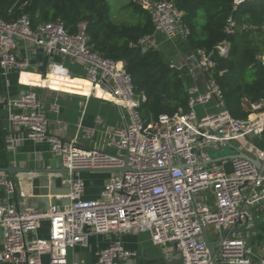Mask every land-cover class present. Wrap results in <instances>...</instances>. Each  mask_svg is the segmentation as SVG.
Listing matches in <instances>:
<instances>
[{
  "label": "built area",
  "instance_id": "1",
  "mask_svg": "<svg viewBox=\"0 0 264 264\" xmlns=\"http://www.w3.org/2000/svg\"><path fill=\"white\" fill-rule=\"evenodd\" d=\"M135 1L148 11L152 30L130 42V49L158 51L160 36L170 42L187 41L189 28L172 2ZM256 1L264 0H231V14L222 27L226 37L238 30L233 13L241 5ZM27 4L24 1L19 10ZM19 39L25 42L22 46ZM229 45L224 40L212 51L195 50L185 65L192 78L185 85V106L147 120L140 114L146 95L136 91L122 62L93 50L85 23L69 33L61 21L33 26L28 15L21 14L13 21H5L0 15L3 76L14 69L30 72V54L42 50L49 63L34 74L44 81L49 76L74 79L63 65L72 60L83 66L84 79L92 88L110 97L108 102L120 111L121 118L120 125L102 140L95 141V129H83L82 141L92 142L91 147H85L77 138L64 141L60 120H56L54 132L50 129L47 112L59 115L58 100L55 97L44 109V97L40 98L37 91L61 92L48 86H27L29 90L17 98L4 100L10 125L8 149L14 151L28 141L46 142L50 153L67 170L54 174L57 187L68 185L69 194H48L56 203L47 209L16 208L9 203L15 185L6 175L0 176V188L5 192L0 201V264H43V256L48 257V264H88L84 259L73 260L72 255L76 248H88L90 236L114 237L106 248L95 252L97 264H133L135 252L121 242V237L128 234L148 236L152 246L163 250L170 260L174 248L181 264H211L201 238L203 230L209 239L210 228L217 238L209 241L215 242L223 231L250 228L251 210L264 206V174L248 160L212 158L204 151L218 152L237 140L253 141L264 135V100L251 104L245 120L235 119L226 109L224 94L215 79V57L227 55ZM21 47L24 56L20 58ZM260 63L264 67V54ZM208 105L217 112L209 113ZM196 108H202L203 113ZM257 159L264 165V154ZM124 168L126 172L111 175L98 199L84 200L85 183L80 173L73 171ZM17 193L24 195L21 190ZM66 199L67 204L59 205ZM42 222L47 223L46 240L37 238ZM213 252L217 264H264V254L259 256L241 234L220 239Z\"/></svg>",
  "mask_w": 264,
  "mask_h": 264
},
{
  "label": "trees",
  "instance_id": "2",
  "mask_svg": "<svg viewBox=\"0 0 264 264\" xmlns=\"http://www.w3.org/2000/svg\"><path fill=\"white\" fill-rule=\"evenodd\" d=\"M24 1L28 4L19 10ZM166 1L172 2L182 13V20L190 31L187 43L192 50L212 51L220 42H229L228 54L215 57V79L224 94L229 114L235 119H247L249 112L243 110L241 101L256 104L264 100V67L255 61L252 50L246 52L245 59L237 62L235 35L226 37L222 33L224 22L231 14V0ZM21 14L28 15L33 26L61 21L69 33H74L78 24L85 23L93 50L104 58L122 62L136 91L146 95L147 101L140 109L144 119L172 114L178 107L185 106L183 73L166 64L163 55L157 51L141 53L128 47L130 42L152 30L148 11L137 1L123 0L115 10L108 0H0V15L5 21L16 20ZM241 16L260 19L255 25L264 32L261 19L264 1L241 5L233 17L237 22ZM219 72L224 73L219 76Z\"/></svg>",
  "mask_w": 264,
  "mask_h": 264
},
{
  "label": "crops",
  "instance_id": "3",
  "mask_svg": "<svg viewBox=\"0 0 264 264\" xmlns=\"http://www.w3.org/2000/svg\"><path fill=\"white\" fill-rule=\"evenodd\" d=\"M162 40L161 48L159 49L165 56L170 55L168 59L171 63H176L177 65H181L184 63V60L188 55H191L195 50L188 45L187 41L183 40H175V41H167L165 38L160 36ZM24 40L19 39L18 44L22 46L24 44ZM20 48L19 56L20 58L24 56V52ZM32 58V69L30 72H27L28 75H22L21 72L17 69H14L8 73L7 76H3L0 72V176L6 175L9 179V176L2 172L9 164H11L15 168H24V169H32V168H40V169H58L60 167V160L58 165H55V158L51 157L49 145L46 142L35 144L32 142H23L22 145H18L14 151L8 149L6 140L8 135L10 134V125L8 123V111L5 106L4 100L17 98L20 94L29 90L27 86L30 87H38L42 88L43 79L34 74L39 71H43L46 64L49 63L47 56L44 54L42 50H36V52H32L30 54ZM57 61H59L57 59ZM71 64V68L68 67L69 72L73 70L74 73L82 74L81 76L72 75L74 80H85L84 79V68L83 66L77 65L72 60H68ZM182 63V64H183ZM184 76V86L186 84L191 83L192 78L191 75L188 74L186 70H181ZM200 77H203L200 75ZM39 85V86H38ZM37 94L41 98L44 97L42 101L44 109L47 108L49 103L56 97L59 104V115L52 114L47 112V115L50 119V129L54 132L56 129V120H60L61 125L64 129L63 139L65 142L71 141L73 138H77L81 145L85 147H91L92 142H83L81 139V132L83 129H95L97 132V136L95 141L104 139L103 136L110 132L112 129L118 127L120 125V111L108 100H103L101 98H108V96L103 93L101 90L97 89L94 91V95L96 97L89 96H80L76 94H68L66 92H61L56 95L55 92H47L44 93L41 90L37 91ZM242 108L245 112H249L251 103L247 100L241 101ZM100 123H97V122ZM248 142L249 144L245 143ZM247 141L244 139H240L235 141L231 147L229 148L231 154L229 156L236 155L238 153H245L252 158L259 157L262 159V155L264 154V135L260 138H257L252 141ZM262 142V147L255 146V142ZM259 152V153H258ZM87 174V175H85ZM92 175V173H83L80 174L81 178L85 183V193L84 200H95L98 199L104 185L108 182L111 177H99V176H88ZM99 174V173H96ZM22 176L17 174L15 176V188L17 190L23 191L26 197H29L27 194V182L21 181ZM10 180V179H9ZM5 198V192L2 188H0V201ZM53 199V198H52ZM50 200V199H49ZM20 205L19 207L24 208L25 203L19 199ZM65 201L59 202V205H65ZM26 208V207H25ZM44 208V207H39ZM261 212V208L255 209L254 214L259 216ZM260 230L264 232V220L258 227ZM1 237V236H0ZM148 237V236H147ZM146 235H125L121 237V242L123 246L131 251L148 253L146 252L145 245L149 238L147 239ZM31 238H34L31 236ZM37 238L39 240L47 239V223L43 222L39 225L37 231ZM245 238V236H244ZM147 239V241H144ZM254 246L258 247L261 244L262 237L258 235H254L253 238ZM143 240V241H142ZM114 241V237H103V236H90L89 238V246L87 249L76 248L74 251V255H72V259H84L88 264H97L95 258V252H98L104 248H106L109 243ZM0 251H1V238H0ZM256 253L259 256L264 254V248L257 249L255 248ZM156 252V249L150 255H153ZM43 264H48L49 260L47 256L42 257ZM157 264V263H154Z\"/></svg>",
  "mask_w": 264,
  "mask_h": 264
},
{
  "label": "water",
  "instance_id": "4",
  "mask_svg": "<svg viewBox=\"0 0 264 264\" xmlns=\"http://www.w3.org/2000/svg\"><path fill=\"white\" fill-rule=\"evenodd\" d=\"M105 1V0H100ZM22 75H28L27 72L22 71ZM252 144V141L250 142ZM235 158H241L250 161L255 167L260 170L261 174H264V165L263 163L257 159L252 158L248 156L245 153H238L233 156H226L224 159H235ZM127 171V168H124L122 170H113V169H86V170H77L73 171L74 173H105V174H115V173H124ZM3 173H6L9 176L10 181L15 185V176L17 174H20L22 176L21 181L27 182V194L29 197H26L25 193L24 195L17 193V188H15L14 196L9 200V203H13L16 208H19L20 202L23 201L25 203L26 208H33V209H39V207H44V209H47L50 204H55V199L49 200L47 197L48 194L50 195H68L69 194V186H61L57 187L56 180L54 178V174L56 173H66L67 170L60 165L58 169H40V168H32V169H24V168H15L11 164H9L5 169L2 170ZM47 176H49V180L47 179ZM65 203H68V200H64ZM261 212L259 216H256L254 214V211L251 210L252 213V226L250 228H244V227H235L230 231H223L220 234V239H223L225 237H231L234 234H241L245 236V242L248 244V246L262 249L264 248V232L260 230L258 227L264 220V206L261 207ZM258 235L262 237V241L260 246L256 247L253 244V236ZM201 238L203 239L206 248L208 249L210 258H211V264H217V261L215 259V253L213 252V246L217 245L220 241L217 240L215 242H210L205 231L203 230ZM174 246V244H172ZM176 251L173 248V253L171 257L173 258L170 260L163 250L160 248H156V252L153 255H150L148 253H142L139 254L138 252L135 253V257L133 259V264H181L182 261L179 259H176Z\"/></svg>",
  "mask_w": 264,
  "mask_h": 264
},
{
  "label": "rangeland",
  "instance_id": "5",
  "mask_svg": "<svg viewBox=\"0 0 264 264\" xmlns=\"http://www.w3.org/2000/svg\"><path fill=\"white\" fill-rule=\"evenodd\" d=\"M123 0H108V2L110 3L111 7L115 8V10L120 6V4L122 3ZM117 16V15H116ZM117 19L121 20L120 18H118V16L116 17ZM264 16L261 18L263 21H264ZM238 21V30L235 34V44H236V48H237V52H238V59L237 62H239L240 60H243L247 57L246 55V52H254L255 53V61L256 62H259L260 63V58L262 57V55L264 54V32L260 30V28L255 25V22L259 21L260 19H253V17L251 18V16H248V17H244V16H241L240 18L237 19ZM261 20V21H262ZM37 21V20H36ZM35 21V22H36ZM37 23H35L36 25ZM230 50V45H229V49L227 51V54ZM159 53H161L164 57L165 53L163 54L162 52H160L159 50L157 51ZM169 58L171 59V56L168 55V56H165V58ZM190 57V55H188L186 57V59L184 60V63L181 65H177L176 63H171L168 61V59H164L163 58V61L168 64L171 68H174L176 71L178 72H181V70H186V62H187V59ZM64 67L66 68H71V64L66 60L64 62ZM178 68L180 70H178ZM70 74L72 75H76V76H81L83 77L82 74H79V73H74L73 70L70 71ZM210 105L206 106L207 110L209 113L211 112H217L216 110L212 109L210 110L209 109ZM196 111L199 112V113H203V109L202 108H196ZM141 116H143V114L140 112ZM121 119V118H120ZM246 144H249L248 142L245 141ZM260 145V147H262V142H255V146L259 147L258 145ZM205 152L209 153V155H211L212 158H216V157H226V156H229L231 154V151L229 148H225L223 150H220L218 152H214V151H210L209 149H204ZM51 154V153H50ZM51 157L55 158L56 162H55V165H58L59 164V159L54 157L52 154H51ZM87 175V174H85ZM111 175L113 174H105V173H99V174H96V173H92V175H89L88 176H99V177H110ZM117 175V174H116ZM43 223V222H42ZM208 235H209V239L211 241H214L216 240V235L213 233V231L208 228ZM147 237V236H146ZM148 239V237H147ZM147 239H144V241H147ZM143 241V240H142ZM145 249H146V252H148V254H152L153 251L156 249L154 246H152V244L150 243V241H147L146 245L144 246ZM143 252L140 251L139 254H142ZM124 264H130V262H125Z\"/></svg>",
  "mask_w": 264,
  "mask_h": 264
},
{
  "label": "bare ground",
  "instance_id": "6",
  "mask_svg": "<svg viewBox=\"0 0 264 264\" xmlns=\"http://www.w3.org/2000/svg\"><path fill=\"white\" fill-rule=\"evenodd\" d=\"M41 81H42V79H41ZM42 83L45 87L48 86L50 89H53L55 91L66 92L68 94H76V95H80V96H89V97H96L94 95V91L98 89V88L97 89L92 88V86L85 80H74V79H69V78H56L53 76H49V80H47V81L43 80ZM96 98H98V97H96ZM109 98L110 97L108 96V98H101V99L109 100Z\"/></svg>",
  "mask_w": 264,
  "mask_h": 264
}]
</instances>
